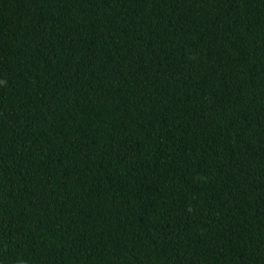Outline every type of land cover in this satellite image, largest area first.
Here are the masks:
<instances>
[{
  "label": "trees",
  "instance_id": "16d2710c",
  "mask_svg": "<svg viewBox=\"0 0 264 264\" xmlns=\"http://www.w3.org/2000/svg\"><path fill=\"white\" fill-rule=\"evenodd\" d=\"M0 264H264V0H0Z\"/></svg>",
  "mask_w": 264,
  "mask_h": 264
}]
</instances>
